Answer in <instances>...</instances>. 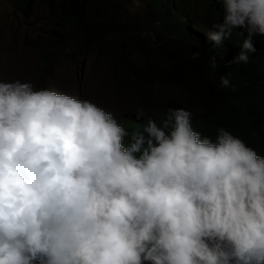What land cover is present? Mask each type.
Segmentation results:
<instances>
[{
  "label": "clouds",
  "instance_id": "9594fccd",
  "mask_svg": "<svg viewBox=\"0 0 264 264\" xmlns=\"http://www.w3.org/2000/svg\"><path fill=\"white\" fill-rule=\"evenodd\" d=\"M142 1L135 21L121 10L113 21L165 43L153 1ZM211 1L181 0L200 36L205 21L211 29L205 44L182 37L169 55L203 61L218 92L208 97H229L236 117L251 118L264 101V0H218L217 23ZM13 7L27 15L34 5ZM126 26L100 42L106 55L76 36L53 58L96 53L118 78L109 97L47 88L38 71L35 82L0 77V264H264V154L225 127L200 131L184 87L122 71L125 52L142 65ZM52 32L73 37L67 27L36 35L41 61Z\"/></svg>",
  "mask_w": 264,
  "mask_h": 264
},
{
  "label": "trees",
  "instance_id": "16d2710c",
  "mask_svg": "<svg viewBox=\"0 0 264 264\" xmlns=\"http://www.w3.org/2000/svg\"><path fill=\"white\" fill-rule=\"evenodd\" d=\"M56 15L58 27L72 29L71 34L52 32L42 41L41 49L43 59L53 62V58L58 56L61 47L69 46L76 36L86 46L94 43L102 55L110 46L100 44L103 38L118 32L119 25H127L134 33H126V37H136V45L139 47L142 65L133 59L131 52H125L120 59L121 69L125 72H132L135 78L151 79L158 82L176 84L184 87L186 95L182 104L190 111L196 120L197 127L205 134H212L218 127H225L243 136L256 150L264 154V101L261 102L258 111L251 118H238L233 113V105L229 97H215L210 99L209 95H217L216 83L210 78L211 71L201 60L184 59L175 62L169 55L174 46H179L182 37L201 40L202 44L207 41L205 33L211 29L210 23L204 22V33L202 36L196 30L195 21L191 15L190 5L182 3L181 0H152L158 15L162 18L158 36L165 43L156 42L151 36H141L142 29L133 21L122 22L113 21L114 15L110 12L119 11L125 8L126 0H40ZM35 0H14V6L21 13H29ZM211 17L214 22H219L223 15V9L218 0L211 1ZM177 10L174 17L171 16L173 10ZM210 17V18H211ZM62 30V29H60ZM126 32V30L124 29ZM145 33H154L146 31ZM147 38L150 39L147 40ZM134 39V38H132ZM173 39V41H171ZM64 42L62 43L61 41ZM60 43H62L60 45ZM116 55L115 51L112 52ZM264 70V53L258 46L256 53ZM67 59V58H66ZM139 69V70H138ZM209 94V95H208ZM143 107H146V103ZM156 112V111H154ZM153 112V113H154ZM167 109L162 110L158 116L163 117ZM151 116L150 111L146 112ZM255 134H258L256 140Z\"/></svg>",
  "mask_w": 264,
  "mask_h": 264
},
{
  "label": "rangeland",
  "instance_id": "374dc122",
  "mask_svg": "<svg viewBox=\"0 0 264 264\" xmlns=\"http://www.w3.org/2000/svg\"><path fill=\"white\" fill-rule=\"evenodd\" d=\"M141 5L136 7L134 0H130L126 8L121 9V13L127 20L135 21L136 14L146 6L142 0ZM57 29L56 17L40 0H35L32 11L27 15H19L14 11L13 0H0V77L35 82L38 71L42 75L43 85L47 88L70 95L79 93L92 99H101L102 94L109 97L114 89V81L118 78L109 71L106 72L103 60L96 58V53H80L73 51L76 47H71V60L56 61L47 66L42 51L41 61V50L36 48L40 40L35 36L43 37ZM106 40L108 39L103 43ZM129 44L139 49L138 45L131 42ZM151 87L152 96L159 97L157 88L153 85ZM170 90L176 92L174 89ZM140 110L143 109L139 108Z\"/></svg>",
  "mask_w": 264,
  "mask_h": 264
}]
</instances>
